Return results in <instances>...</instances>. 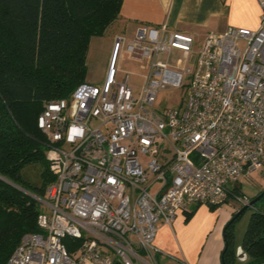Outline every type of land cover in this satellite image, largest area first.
Returning a JSON list of instances; mask_svg holds the SVG:
<instances>
[{
	"label": "built area",
	"instance_id": "1",
	"mask_svg": "<svg viewBox=\"0 0 264 264\" xmlns=\"http://www.w3.org/2000/svg\"><path fill=\"white\" fill-rule=\"evenodd\" d=\"M258 2L257 30L212 33L197 55L195 37L167 25L117 37L102 85L83 83L45 104L38 127L54 181L39 200L41 232L25 235L7 264H158L161 225L227 202L233 182L264 168ZM124 51L149 61L139 97L129 75L117 82ZM169 88L188 89L184 108L155 107Z\"/></svg>",
	"mask_w": 264,
	"mask_h": 264
},
{
	"label": "trees",
	"instance_id": "2",
	"mask_svg": "<svg viewBox=\"0 0 264 264\" xmlns=\"http://www.w3.org/2000/svg\"><path fill=\"white\" fill-rule=\"evenodd\" d=\"M123 2L0 0V264L25 235L41 232L39 200L54 177L38 118L46 103L69 98L85 83L90 42L119 18ZM35 162L43 164L40 185L22 175ZM232 195L243 194L234 187ZM241 216L224 230L226 264L238 261L233 225ZM242 247L245 264H264V213L252 214Z\"/></svg>",
	"mask_w": 264,
	"mask_h": 264
},
{
	"label": "crops",
	"instance_id": "3",
	"mask_svg": "<svg viewBox=\"0 0 264 264\" xmlns=\"http://www.w3.org/2000/svg\"><path fill=\"white\" fill-rule=\"evenodd\" d=\"M261 15L258 0H124L113 25L130 30L133 35L142 26L167 25L173 31L207 37L223 33L229 27L257 30ZM193 210L180 214L172 226L159 227L155 243L163 254L157 257L158 264H177L171 257L187 264H222L224 224L220 227V221L216 220L212 227L193 226L194 219L187 221V214ZM237 256L236 264L248 260L242 241L237 245Z\"/></svg>",
	"mask_w": 264,
	"mask_h": 264
},
{
	"label": "rangeland",
	"instance_id": "4",
	"mask_svg": "<svg viewBox=\"0 0 264 264\" xmlns=\"http://www.w3.org/2000/svg\"><path fill=\"white\" fill-rule=\"evenodd\" d=\"M133 36L134 35L130 30H124L123 28H118L112 24L102 36L94 37L90 42L87 55L88 70L85 77V83L99 86L102 85L106 77L107 65L111 55L113 42L117 37H125L128 39ZM205 38L206 36L204 35L195 37V55L199 53ZM149 70L150 66L148 60L144 62L135 61L131 59V56L127 51H124L119 65L117 82L121 84L126 75H129V84L133 89L135 96L139 97L145 83V77L148 75ZM187 92V88H169L162 90L158 95L155 107L163 109L174 105L176 107L180 106L184 108L187 101ZM155 109L156 108H154V110ZM142 161L146 164L148 158H143ZM42 171L43 164L41 162H35L27 166L23 170L22 175L24 179L31 184L40 185ZM153 179L154 178L151 177L150 181H153ZM234 187L238 188V193H242L252 201L264 191V168L255 171L251 176H243L236 182H233L231 188L233 189ZM244 207L245 206L241 205L237 197L232 195L228 198L227 202L219 205L215 209H210L209 207L205 209V207L196 206V210L193 213L187 214L188 218L190 217L187 221L189 222L194 219L193 226L197 225L198 228L204 229L214 226L217 220V222L220 221L219 226L222 223L224 224L223 230H225L227 225L234 219V216ZM255 212L264 213V197L253 207L248 208L247 211L234 223L233 231L236 246L243 241L250 218Z\"/></svg>",
	"mask_w": 264,
	"mask_h": 264
},
{
	"label": "water",
	"instance_id": "5",
	"mask_svg": "<svg viewBox=\"0 0 264 264\" xmlns=\"http://www.w3.org/2000/svg\"><path fill=\"white\" fill-rule=\"evenodd\" d=\"M263 197H264V191L259 196H257L255 199H253L252 201H250L249 205L245 206L242 210H240L237 213V216L243 215L247 211L248 208L253 207ZM116 264H121V263L118 262ZM222 264H226V263L224 261H222Z\"/></svg>",
	"mask_w": 264,
	"mask_h": 264
}]
</instances>
